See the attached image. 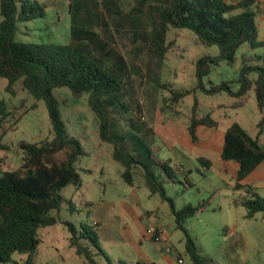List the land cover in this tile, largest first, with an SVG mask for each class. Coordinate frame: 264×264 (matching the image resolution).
I'll use <instances>...</instances> for the list:
<instances>
[{
	"label": "trees",
	"instance_id": "16d2710c",
	"mask_svg": "<svg viewBox=\"0 0 264 264\" xmlns=\"http://www.w3.org/2000/svg\"><path fill=\"white\" fill-rule=\"evenodd\" d=\"M259 1L137 0L133 9L125 13L120 10L119 0H74L71 5L74 40L69 45L51 46L17 42V23L36 19L37 8L25 0L21 1L20 7L17 0H1L0 78L7 80L6 92L12 98L17 97L20 85L37 102H45L52 138L37 143L22 142V165L13 171L0 172V264L13 262L16 253L26 256L24 263L16 264H37L39 231L59 224L67 228L70 247L85 259L86 264H103L99 261L101 257L107 264H128L124 260L111 262L106 256L92 219L93 203H86L90 209L85 224L77 225L61 218L66 203L69 205L67 211L71 214L77 212L72 200L63 196V191L69 186L82 188L78 163L87 155L81 143L69 135L62 119V103L54 91L64 87L70 89L76 100L89 95V106L99 121L100 145L114 146L112 156L123 167L124 181L134 186L136 170L141 169L151 196L158 195L170 203L177 229L185 234L190 264H207L187 229V219L202 210L205 204L177 210L163 179L166 176L168 181H173L176 169L171 160L155 158L154 151L161 149L153 146L154 128L140 118L131 117L127 120L129 129L121 137L113 130V115L127 114L130 110L124 91L127 66L122 57L109 63L112 53L107 50L109 45L102 40L100 30L102 26L128 28V32L139 39H147L153 56L160 61H164L170 51L167 40L172 28L192 31L202 45L216 46L220 52L217 56L204 55L197 61V85L194 88L180 91L162 84L161 89L171 93V102L179 104L198 91L208 96L226 93L242 99L254 90L258 106L264 113V53L254 52L249 57L242 55V67L236 81L227 80L220 84L210 81L208 85L205 82L222 63L233 66L245 45L251 52L264 47L258 40ZM115 15L119 20H115ZM110 17L115 19L112 21ZM94 28L99 31H94ZM234 84L240 85L237 92L233 89ZM240 105L242 103L238 102L234 107ZM198 107L196 99L186 128L193 143L199 139L200 127L218 130L220 126L212 113L200 115ZM36 108L37 104H34L31 110ZM138 110L141 111L140 107ZM12 119L15 127L22 115L15 117L7 101L0 99L1 138L8 133ZM258 129L259 134L254 137L240 123H233L224 133L222 149L224 160L238 164L235 190L246 192L240 199V205L247 210L246 218L249 220L264 214V198L256 188L244 183L264 164V143L260 141L264 132V115ZM0 148L7 149L8 146L1 143ZM201 161L209 163L206 159ZM185 178L190 184L188 175Z\"/></svg>",
	"mask_w": 264,
	"mask_h": 264
},
{
	"label": "rangeland",
	"instance_id": "374dc122",
	"mask_svg": "<svg viewBox=\"0 0 264 264\" xmlns=\"http://www.w3.org/2000/svg\"><path fill=\"white\" fill-rule=\"evenodd\" d=\"M17 1L20 7L22 0ZM25 1L37 8L38 17L29 22L17 23L15 33L17 42L55 46L69 45L74 40L71 13L74 0ZM237 1L230 0L232 3ZM136 2L137 0H119L120 10L128 13ZM257 10L258 40L264 44V0L259 1ZM114 17L117 20L118 17L116 15ZM114 19L111 18L112 21ZM2 20L0 9V23ZM94 31L99 30L94 28ZM100 33L102 40L109 45L107 50L112 53L109 63H114L117 57H122L127 66L128 77L125 78L124 91L130 110L127 114L113 115L112 120L115 122L113 130L121 137L129 129L127 120L131 117L140 118L148 126L158 128L160 131L164 130L166 137L155 133L153 146L161 150H155L154 156L161 161L171 160V165L175 169L179 167L173 181H168L166 176H163L168 196L173 200L177 210L190 205L198 207L205 204L202 210L187 219V229L207 264H264V214L249 220L246 218L247 210L237 206L241 199V191L235 190L236 173L232 167L225 166L221 153L223 139L221 133L224 134L233 123H240L254 137L259 134L258 123L264 113L258 106L254 90L242 99L233 98L226 93L208 96L198 91L179 104H174L171 102V93L161 89L162 84H168L180 91L194 88L197 85V61L204 55H219L218 47L202 45L190 30L172 28L167 40L170 51L166 59L160 61L153 56L147 39H139L133 33H129L128 28L102 26ZM254 52L263 54L264 47L252 51ZM242 55L251 56L248 45L240 49L239 59L233 66L222 63L220 67L215 68L212 75L205 79L207 85L210 81L214 84L227 80L236 81L242 67ZM6 86L7 80L0 78V99L7 101L15 117L22 115V119L15 127L12 119L8 133L3 138L0 136V144L8 146L7 149L0 148V158L3 159L0 163V172L13 171L22 165L23 154L20 147L22 142L37 143L52 138L50 117L45 102H37L23 91L20 85L17 97L12 98L6 92ZM232 86L235 92L240 88L239 84ZM54 95L62 103L61 116L69 135L81 143L87 154L78 163V172L83 181L82 188L69 186L63 191V196L67 200H72L77 212L71 214L67 211L69 205L66 203L61 213L62 220L77 225L85 224L90 209L86 206L87 202L94 204L92 210L96 205L110 202L113 215L119 216L122 202L134 201L133 195H137L138 210L150 212L149 218H143L145 226L159 227L171 235L175 249L171 253L165 249L163 256L176 261L181 255L185 264H190L191 259L186 253L185 234L177 229L170 203L164 202L158 195L151 196L143 183L141 169L136 170L134 188L128 185L122 177V165L113 159L114 146L100 145L99 121L89 106V95L76 100L67 87L55 89ZM196 99L199 102V114L212 113L220 126L218 130L204 128L199 132L198 141L193 143L186 128ZM238 102L242 105L234 107ZM34 104H37V108L31 110ZM138 106L141 111L138 110ZM260 138L264 143V132ZM140 145L138 144V147ZM201 159H206L209 163H204ZM185 175H188L191 185L186 182ZM256 187L258 194L264 198V182L256 184ZM119 219L121 222L125 221L123 217ZM128 224L132 225V221L128 220ZM236 226V234H233ZM95 229L97 231V227ZM38 238L40 243L37 264H86L85 259L79 257L75 249L70 247V233L64 225L44 228L39 231ZM102 248L111 262H117L119 259H125L128 263L136 261L127 245L124 246V251L114 245L102 244ZM150 252L155 257L156 254L160 256V253H155L153 249H150ZM25 261L26 256L16 253L13 262L4 264ZM99 261L107 264L103 257ZM156 261L158 264H168L166 259L156 258Z\"/></svg>",
	"mask_w": 264,
	"mask_h": 264
},
{
	"label": "crops",
	"instance_id": "0c3cea01",
	"mask_svg": "<svg viewBox=\"0 0 264 264\" xmlns=\"http://www.w3.org/2000/svg\"><path fill=\"white\" fill-rule=\"evenodd\" d=\"M204 128L205 127H200L198 129V136H199V132L202 131ZM154 129L156 130L155 131L156 134H160V136L166 137L164 134L165 133L164 130L160 131L158 130V128H154ZM221 134L223 136L222 137L223 138L222 149H223L224 134L223 133ZM222 160L224 161L225 166H227L228 168L232 167L234 173L237 174L238 171L237 163L228 162L224 159ZM178 168L179 167L177 166L176 169ZM263 182H264V164L261 165L255 172H253L251 176L244 183L252 185L254 188L257 189L256 184ZM134 186H132V188H134ZM245 195L246 192L242 191L241 197ZM133 197H134V201L132 200L130 202L127 201L122 202L121 209L118 212L119 216L113 215L111 210L112 204L110 202L103 205L100 204L96 205L95 208L92 210V219L97 226V233L101 245L102 244L111 245V246L114 245L120 247L123 251L125 250L124 246L127 245V247L132 251L131 256L134 258V260H136V261H131V263H128L126 261L128 264H140V263L158 264L156 258L166 259L168 264H178L179 257L181 255L178 256L176 261L170 257L163 256V252L165 251V249L169 253H171L172 250L175 249L174 245L171 242V235H168L164 229L156 227L160 233L165 234L169 238V242L167 244L158 243L147 237L146 232L149 229V227L145 226L143 218L144 217L149 218L150 212L149 211L140 212L137 208V205L139 204L138 203L139 199L137 195H133ZM237 206H242V205H240V202H238ZM121 217L125 219L124 222H121V220L119 219ZM128 220L132 221V225L128 224ZM236 231H237V226L234 227L233 234H236ZM150 245L152 246L151 248ZM150 249H153L155 253L159 252L160 256H158V254H156L157 255L156 257L153 256L150 252ZM120 260L125 261V259H119V261Z\"/></svg>",
	"mask_w": 264,
	"mask_h": 264
},
{
	"label": "built area",
	"instance_id": "2783aa9c",
	"mask_svg": "<svg viewBox=\"0 0 264 264\" xmlns=\"http://www.w3.org/2000/svg\"><path fill=\"white\" fill-rule=\"evenodd\" d=\"M146 235L149 239H152L158 243L167 244L169 242V238L165 234L160 233L156 227L149 228L146 232ZM178 264H184V261L180 259Z\"/></svg>",
	"mask_w": 264,
	"mask_h": 264
}]
</instances>
